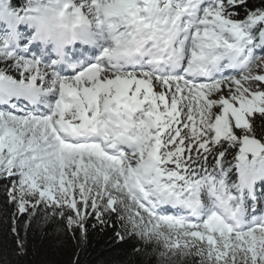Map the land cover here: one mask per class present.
Segmentation results:
<instances>
[{"label":"snow or ice","instance_id":"obj_1","mask_svg":"<svg viewBox=\"0 0 264 264\" xmlns=\"http://www.w3.org/2000/svg\"><path fill=\"white\" fill-rule=\"evenodd\" d=\"M37 18L86 25L91 46L25 58L15 28ZM0 19L18 238L21 218L81 238L115 223L160 264H264V0H26Z\"/></svg>","mask_w":264,"mask_h":264},{"label":"trees","instance_id":"obj_2","mask_svg":"<svg viewBox=\"0 0 264 264\" xmlns=\"http://www.w3.org/2000/svg\"><path fill=\"white\" fill-rule=\"evenodd\" d=\"M249 2L258 5L261 0ZM24 3L26 0H0V5L9 11L17 10ZM6 26L0 19V30ZM6 183L0 181V264H160L159 256H153L150 250L134 251V247L140 248L138 241H117L115 223L93 228L90 221L87 237L81 238L79 233L73 235L68 231L58 218L31 226L21 218L17 224L18 238L11 231L12 209L6 204ZM18 239L22 247L18 246Z\"/></svg>","mask_w":264,"mask_h":264},{"label":"clouds","instance_id":"obj_3","mask_svg":"<svg viewBox=\"0 0 264 264\" xmlns=\"http://www.w3.org/2000/svg\"><path fill=\"white\" fill-rule=\"evenodd\" d=\"M70 23L66 19L37 18L28 25L35 29L33 33L34 40L41 42L44 46L50 44L53 58L56 61H61V59L69 60L72 58L73 50L77 44L81 48L91 46L81 42L88 31V27L81 24L73 28ZM18 25L15 28L16 32Z\"/></svg>","mask_w":264,"mask_h":264},{"label":"rangeland","instance_id":"obj_4","mask_svg":"<svg viewBox=\"0 0 264 264\" xmlns=\"http://www.w3.org/2000/svg\"><path fill=\"white\" fill-rule=\"evenodd\" d=\"M22 26H17V33L18 36L21 37V39L18 41L19 43H21V45L26 44L29 40H31L32 42L30 44H28V51L27 52H22L21 54L25 57V58H39L44 62H50L53 60L50 59H43V52H36L34 51V48H32L34 45L35 40L32 39L33 38V33L35 31L34 28H31L27 23H21ZM23 25H26L27 27H24ZM9 29L8 27L2 29L0 31V37L6 36L8 33ZM38 44H41V42L36 41ZM12 74H16V73H12Z\"/></svg>","mask_w":264,"mask_h":264}]
</instances>
